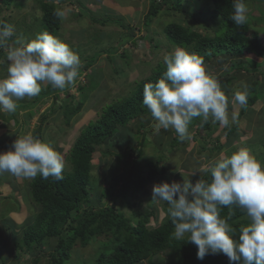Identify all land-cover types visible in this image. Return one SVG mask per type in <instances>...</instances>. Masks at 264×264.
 <instances>
[{
    "label": "rangeland",
    "instance_id": "374dc122",
    "mask_svg": "<svg viewBox=\"0 0 264 264\" xmlns=\"http://www.w3.org/2000/svg\"><path fill=\"white\" fill-rule=\"evenodd\" d=\"M94 1L96 0H54L62 12L60 31L55 37L67 43L80 59L94 54L98 49L111 48L108 53L101 54L90 67L91 74L84 71L73 86L58 92L59 103H63L68 99V95H71V104L77 106L81 103V108L66 124L63 109L53 105L54 95L51 94L41 98V101L32 108L17 110L14 116L16 122H13V115L0 112V152L10 150L18 136L31 133L60 152L66 162L65 170H69L66 156L79 131L89 121L98 117L105 104L126 96L135 79L147 76L159 61H163L165 54L176 47H181L173 44L166 37L163 30L166 24L179 22L198 30L205 36L213 34L211 18L198 17L203 8L211 7L208 0L180 1L181 8L186 9L190 16L196 18L195 20L182 11L163 7L147 27L144 25V15L150 3L155 0H101L96 4ZM245 2L248 7L247 23L250 28L258 31L264 40V0H245ZM78 4L81 15L76 14L79 11ZM11 5L9 11L0 0V21L11 12L10 19L14 23L15 32L28 29L30 25L31 31H27L24 36L29 42L38 33L45 32L40 20L42 12L37 0H14ZM97 19H107V23ZM30 20L31 24L28 22ZM131 32H133L132 36ZM224 57L211 58L204 64L206 71L220 81L221 89L229 101V118L231 120V114L236 112L237 122L231 123L229 127H223L219 122H212L210 118L209 129L190 123L191 139L183 142L178 139L174 129L157 131L154 127L155 122L145 133L147 140L140 156L135 157V150L132 156L125 159L123 151L128 150L129 145L137 148L142 135L137 131L139 123L140 121L147 123L149 116L133 119L126 128L124 127L125 130L123 127L119 128L120 130L114 135L97 146L91 161L90 198L93 204L98 203L97 199L112 175L125 169H132L142 174L145 161L151 160L159 170L164 168L165 171L158 172L137 193L129 190L127 197L118 198L116 203L125 215L131 218V223L136 222V217L132 214L135 208L142 212L155 210L156 218L151 214L146 222L152 227L159 224L166 215L162 209L163 202L159 204L151 202L154 185L165 181L182 183L183 177L190 179L200 174L191 176L197 163H207L220 158L221 154L231 155L239 149L248 150L264 164V95L259 98V102L250 105L242 112V106L233 102L234 93L246 91L250 81L254 79H258L259 88L264 92V69L229 70L231 63L238 60L228 55ZM242 60L259 62L264 60V56L246 54L242 56ZM7 67L8 64L5 66V63H0V78L7 75ZM48 85L50 87L51 84L43 83L42 90L49 88ZM92 85L95 86L90 89ZM84 94L87 96L83 99ZM36 97L18 100V108L22 103H32ZM48 112H50L49 116L41 124V134L36 136L35 129L39 126L42 115ZM233 126L237 127L236 130L229 132L230 127ZM174 139L177 140L171 145ZM104 151L107 152L106 155L103 154ZM30 181L18 179L7 172L0 174V264H46L49 253L54 249L56 238H45L40 245L29 250L22 242V230L33 220L37 212V205L31 200L28 191L27 185ZM111 202V200H103L98 204L108 206ZM10 211L15 212L13 215L20 227L14 226L10 219L12 214L8 213ZM112 246L113 244L108 243L104 237H93L86 247L74 246L65 264H94L99 253L110 250ZM170 257V249L167 248L150 255L139 264H148L149 260L164 263ZM36 258L38 259L35 261Z\"/></svg>",
    "mask_w": 264,
    "mask_h": 264
},
{
    "label": "trees",
    "instance_id": "16d2710c",
    "mask_svg": "<svg viewBox=\"0 0 264 264\" xmlns=\"http://www.w3.org/2000/svg\"><path fill=\"white\" fill-rule=\"evenodd\" d=\"M37 1L40 12H42L40 20L45 32L56 36L61 25V15H57L58 12L60 13L57 4L54 0ZM180 1L182 0H155L151 2L144 15L145 27L149 25L153 17L160 13L163 7L182 11L195 20L196 18L190 16L186 9L181 8ZM208 1L211 7L203 8L198 17L211 18L213 27L211 36H205L198 30L182 23L170 22L163 28L168 40L190 53H196L201 56L204 62L211 58L224 57L225 55L238 60L235 63H231L229 70L236 68L247 71L264 69V60L259 62L242 60V56L246 54L264 56V40L258 31L249 27L247 22L243 26L237 27L229 20V16L234 11L232 7L233 0ZM1 2L10 11L14 0H1ZM10 14L11 12H9L7 17H3L2 21L6 22L9 19L7 22L12 24ZM97 20L107 23V19ZM209 26L211 27V25ZM30 29V25L28 29H20L11 38L10 43L17 39L22 43L25 42L24 36L27 31H31ZM132 35L133 32H131ZM27 42L29 41L27 40ZM116 49L118 50L117 47ZM110 50L111 48L109 47L98 49L94 54L80 59L82 64L80 74L84 71H88L91 74V71H89L90 67L101 54L108 53ZM5 56L4 50L0 49V59H4ZM165 71L164 62L159 61L157 66L153 67L147 76L135 79L130 92L126 96L105 104L98 117L89 121L79 131L66 156V160L69 162V170L64 169L62 180H55L52 177L43 179L38 175L28 183V191L32 198L31 200L37 205V212L33 220L22 230V242L27 247L26 249L29 250L40 245L45 238H56L54 249L49 253V259L46 264H65V261L70 256V250L74 246L86 247L93 237H104L108 243L113 244L110 250L99 253L94 264H139L150 255L167 248L170 249L171 255L168 261L158 263L149 260L148 264H230L228 257L222 253L207 255L203 260L198 259L197 247L187 242V234L182 239H175L173 236L174 225L167 213L168 205L165 202L162 204V209L166 213L164 219L152 227H149L146 222L151 214L156 218L155 210L142 212L135 208L132 214L136 217V222L131 223V218L125 215L121 207H118L116 203L118 198H126L129 190L132 193H137L158 172L165 171L164 168L159 170L157 165L151 160L145 161L142 174L136 173L132 169H125L111 176L109 183L104 187L97 199L98 203L103 200H111L110 205L100 206L96 202V204L91 202V161L96 153L97 146L101 145L109 136L114 135L117 130H120L119 128H126L133 119H137L140 116H149V119L147 118L149 125H146L147 123L144 121L139 123L137 131L142 135L137 143V148L135 149L132 145H129L128 150L125 149L123 151L125 159L132 156L135 150V157L140 156L145 140H147L145 133L155 123L150 111L143 104V88L145 84H155L163 77ZM92 86L90 89L94 88L95 85ZM63 90H67V87ZM63 90L50 85L46 90H42L36 99H33L32 103H22L17 110L32 108L37 102L41 101V98L53 94V105L63 109L64 120L68 124L70 118L81 108V103L77 106L72 105L71 95H68V99L63 103H59L58 92ZM246 92L248 95L247 105L242 106L241 112L245 111L250 105L253 106L257 101L259 102V98L264 95L263 90L259 88L258 79L250 81ZM86 96L87 94H84L83 99ZM50 112L42 115L41 122L35 129L36 136L41 134V124L49 116ZM12 115L13 122H16L14 117L16 112ZM201 119L194 118L191 123H194L197 127L209 129V121L201 124ZM236 128L235 126L230 127L229 132L235 131ZM176 140L171 141V145H174ZM103 154L106 155L107 152L104 151ZM199 179L210 182L211 176L210 174L202 173L190 178L193 183ZM220 216L227 219L237 230L249 223L246 213L236 206L222 207ZM11 221L13 222L12 219ZM13 224L15 227H20L15 222ZM231 264H238V262H231Z\"/></svg>",
    "mask_w": 264,
    "mask_h": 264
},
{
    "label": "clouds",
    "instance_id": "9594fccd",
    "mask_svg": "<svg viewBox=\"0 0 264 264\" xmlns=\"http://www.w3.org/2000/svg\"><path fill=\"white\" fill-rule=\"evenodd\" d=\"M232 7L229 20L243 26L248 12L245 0H233ZM76 14L81 15L80 5ZM57 15L62 17L61 10ZM14 35V23L0 21V49L6 53L0 63L8 64L7 75L0 78V112L8 114L17 111L18 100L38 96L43 83L61 90L73 86L82 66L79 55L67 43L47 32L38 33L27 43L18 39L10 43ZM163 62V77L143 88V104L157 131L174 129L183 142L191 139L189 125L194 118H202L201 124L211 118L223 127L237 122L238 113L233 112L230 120L228 97L218 78L206 71L201 56L176 47L163 56ZM247 100L246 91L233 95V102L240 106H246ZM65 167L63 155L31 133L18 136L10 150L0 152V174L7 172L18 179L31 180L39 175L62 180ZM196 173L210 174L211 181L193 183L183 177L182 183L165 181L153 186L151 202L168 205L174 238L187 234V242L197 247L200 260L222 253L230 264H264V164L248 150L239 149L197 163L191 176ZM225 206L242 209L249 223L239 230L234 228L220 216Z\"/></svg>",
    "mask_w": 264,
    "mask_h": 264
},
{
    "label": "crops",
    "instance_id": "0c3cea01",
    "mask_svg": "<svg viewBox=\"0 0 264 264\" xmlns=\"http://www.w3.org/2000/svg\"><path fill=\"white\" fill-rule=\"evenodd\" d=\"M100 1H101V0H96V1H94V2H95V4H96V3H100ZM17 33H18V30H16L15 34H17ZM0 130H1V129H0ZM7 196H8V195H7ZM11 211H12V210H11ZM11 211H10V212H11ZM14 211H15V209H14ZM10 212H8L9 214H12L11 217H10V219H12L13 222H15L17 225H19V222L16 220V217L13 215L15 212H11V213H10ZM7 227H8V226H7Z\"/></svg>",
    "mask_w": 264,
    "mask_h": 264
}]
</instances>
